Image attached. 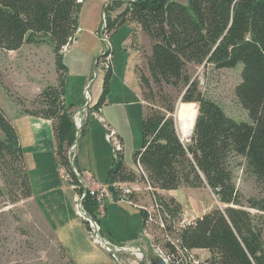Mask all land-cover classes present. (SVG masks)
Listing matches in <instances>:
<instances>
[{
	"label": "trees",
	"instance_id": "obj_1",
	"mask_svg": "<svg viewBox=\"0 0 264 264\" xmlns=\"http://www.w3.org/2000/svg\"><path fill=\"white\" fill-rule=\"evenodd\" d=\"M83 1L0 0V48L16 50L25 42L46 38L54 43L57 80L40 91L39 108L24 111L52 120L56 161L69 173L76 191L84 188H79L69 158L77 125L71 111L73 103L66 99L69 66L63 49L77 38ZM125 1L126 6L116 16H106V27L112 36L122 24L136 22L150 39L148 73L140 70V85L142 99L151 103L145 104L142 144L133 154L136 165L140 163L146 175L138 167L135 170L126 164L122 148L113 155L106 183L116 192L115 183L143 181L147 176L165 220L161 229L177 236L178 241L162 244L170 264H264L263 230L254 222L252 212L243 207L233 168L236 158L244 157L258 182L264 184V0ZM121 3L122 0H112L106 6L107 12L110 6ZM112 51L107 48L96 65ZM239 62L241 78L235 93L250 120L230 116L222 104L200 89L199 81L188 69L192 63L233 67ZM112 73L110 61L94 111L100 112L106 101ZM170 88L177 90L183 101L178 107V118L189 117L194 125L188 143L178 131L175 119L178 95ZM0 129V170L11 201L29 198L34 191L24 149L15 124L1 106ZM75 165L82 173L76 161ZM182 185H208L225 205L212 207L190 223L177 225L175 222L183 217L182 203L175 196L164 197L161 191ZM248 201L251 207L264 211V198L251 197ZM83 205L100 223L95 198L87 193ZM140 211L147 227L148 211L144 208ZM83 222L91 231V223L86 219ZM53 230L49 234L58 240ZM27 242L33 245L31 240ZM58 242L63 257L67 258L65 264H80ZM197 248H207L209 255L204 260L198 258L193 254Z\"/></svg>",
	"mask_w": 264,
	"mask_h": 264
},
{
	"label": "rangeland",
	"instance_id": "obj_2",
	"mask_svg": "<svg viewBox=\"0 0 264 264\" xmlns=\"http://www.w3.org/2000/svg\"><path fill=\"white\" fill-rule=\"evenodd\" d=\"M109 1L84 0L82 2L77 38L63 49L64 60L69 66L66 98L68 102L73 103L74 109L71 111L76 121L78 111L82 110L88 102L85 95L86 88L82 83L93 81L87 92L90 97L89 106L80 115L84 129H81L79 141L73 149V153L77 165H80L82 161L88 163L101 182H104L107 169L112 163L115 140L118 138L123 141L126 164L137 169L133 154L142 144L144 114L140 70L148 73L147 56L151 53L150 39L137 23L133 28L132 24L124 23L111 36V31L107 30V24L105 26L104 22L105 20L107 22L106 16L115 15V11L122 10L127 1L122 0L120 5L110 6V10L107 12L106 5ZM132 32L134 33L132 34ZM106 48H111L113 51L101 61L100 65H96L98 57L103 51H106ZM54 59V43L47 38L42 41L25 42L16 50L0 48V106L15 124L25 149L29 147L35 150L36 146L22 111L26 108H39L41 105L38 100L40 92L36 95L34 92L37 91L38 86L41 85V89H43L47 84L57 80L58 73ZM110 61L113 73L110 78L109 91L98 114L92 108L99 101L104 86L105 69L110 65ZM188 69L193 78L199 81L200 89L222 104L230 116L238 120H250L247 109L239 102L235 93L236 84L241 78V62L233 67H216L210 63H192ZM170 91L176 96L178 95L177 90L170 88ZM181 102H183L181 95H178L177 109ZM149 103H151L149 100H145L146 106ZM194 103L198 106L196 102ZM177 112L178 110L175 112V119L178 131L183 141L188 143L191 141L192 132L185 134L181 128V120L188 119L191 123L192 120L189 117L179 119ZM100 114L104 115L111 123L108 130L107 126L104 127L101 122H98L97 118H101ZM92 125L90 133L89 126ZM111 129L116 132L118 138L114 136L111 139L107 138ZM107 131L109 132L107 133ZM88 133L89 137H87ZM0 134H2L1 129ZM47 146L46 151L40 154L44 160L38 157L39 163L36 167H31L32 161L27 159V161L29 160L27 169L34 191L33 196L22 198L16 202L11 201L0 170V264H65L67 262V258L63 257L59 247L58 240L60 238L54 230L58 240L49 234L52 228L45 215L53 226L65 222V220H74L77 236L73 243L70 241H67L68 243L64 241V243L67 251L77 263L115 264L117 261L119 263L125 261L138 264L134 253L117 250L112 244L98 242L92 233H89L90 229L86 228L83 222L84 218L77 207V197H80L82 191H76L67 170L62 171L57 166L52 145L47 144ZM233 168L234 179L241 193L243 207L252 212L254 222L263 230L264 238V211L251 207L248 201L251 197L264 198V184L258 182L255 173L247 166L244 157H237L233 162ZM81 176L82 182L76 175L79 180V188L81 186L84 188L83 184L92 186L90 179H85L83 174ZM139 182H143V188L140 192H136L135 199L153 213V200L150 192L146 189L144 180L136 181V183ZM63 184L73 185L76 192L75 205L71 194L73 190H65ZM141 192H146L148 197L138 194ZM161 193L167 198L170 195L169 192H163V190ZM173 194L181 199L182 206L187 207L186 209L183 206L182 213L186 218L185 222L177 221L175 222L177 225L193 221L196 213L201 215L210 207H224L225 205L219 201L215 191L208 185L198 187L182 185L174 189ZM105 202V211L101 215L99 214L100 223L98 220L96 221L99 225L98 231L108 241L122 246H139L152 263L170 264L156 246H160L163 252H167L162 244L168 240L178 241L174 232L164 233L161 227L151 220L145 227L140 208L125 199L118 200L114 194L112 197H107ZM76 220H79L81 225L78 226L75 223ZM91 226L93 231V225L91 224ZM97 234L103 238L102 235ZM28 239L33 242V245H29ZM203 251L205 254L209 252L207 248ZM193 254H197L198 258L202 260L206 258L203 252L199 253L193 250Z\"/></svg>",
	"mask_w": 264,
	"mask_h": 264
},
{
	"label": "crops",
	"instance_id": "obj_3",
	"mask_svg": "<svg viewBox=\"0 0 264 264\" xmlns=\"http://www.w3.org/2000/svg\"><path fill=\"white\" fill-rule=\"evenodd\" d=\"M112 0H110L109 2H111ZM108 2V3H109ZM121 11V10H120ZM119 10L115 11V15L112 14V17L116 16V14L118 12H120ZM129 24H132V28L136 25V22H133V23H129ZM138 24V23H137ZM140 26V25H139ZM141 28V26H140ZM142 30V29H141ZM134 32H132L133 34ZM82 85H84V87L86 88V86L88 85V82H84L82 83ZM41 85L38 86V89L36 92H34L36 94H38L42 89H41ZM67 99V98H66ZM141 100L143 102V105H144V110H145V101L142 99V95H141ZM72 109H74L72 107ZM22 114H23V118L28 122V130L30 131V133L32 134L33 136V141H35V150H33L32 148H23L24 149V156H25V161H26V165L29 163V160L32 161V166L31 167H36L39 163L38 161V157L39 159H41L43 156L40 155L42 152L46 151L47 149V144L49 145H52V148L54 150V153H55V159H56V140H55V137H54V133H53V123H52V120L51 119H48V118H43V117H40V116H35V115H32L30 113H27L25 111H22ZM99 114V112H98ZM100 119L97 118L98 122L105 127L107 126V130L109 128V125H111L110 122L107 121V119L105 118L104 115H101L100 114ZM108 124V125H107ZM101 125V126H102ZM93 128V125L92 126H89V132L91 133V130ZM108 133V131H107ZM53 134V135H52ZM107 135V134H106ZM89 137V133H88V136ZM86 137V138H87ZM54 138V139H53ZM47 140H48V143H47ZM77 157V160H78V155L76 156ZM27 159H29L27 161ZM41 160H44L43 158ZM57 163V161H56ZM57 166L60 168V170H65V168H63L61 165H59L57 163ZM80 169H82V173L83 176L85 177V179L91 181V184L92 185H96L98 182H101L99 181L98 177H96V173L94 172V170L91 168V166H89L88 163L86 162H80V165H78ZM111 166V165H110ZM109 166V167H110ZM129 166V165H128ZM131 167V166H129ZM133 168V167H131ZM134 169V168H133ZM108 170V169H107ZM137 170V169H135ZM67 172V171H66ZM67 174L69 175V173L67 172ZM64 178H65V175L63 174ZM104 182H106L104 180ZM135 182V181H134ZM143 182H139L137 184L140 185V187L143 186L142 184ZM63 188L65 187V190H70L72 189V196H73V201H74V205H75V195H76V192L74 190V187L73 185L71 184L70 186L69 185H62ZM60 187V186H59ZM143 188V187H142ZM173 191L174 189L172 190H163V192H169L170 195L169 196H175L177 199L178 197L173 194ZM140 192V191H139ZM139 195H141L142 197H148L147 193L146 192H141V193H138ZM181 203V199H178ZM38 204V203H37ZM39 205V204H38ZM184 206V205H183ZM40 209L42 210L41 206L39 205ZM184 208L187 209V207L184 206ZM183 208V209H184ZM211 208V207H210ZM209 208V209H210ZM208 209V210H209ZM206 211V209H205ZM43 214L45 215L44 211L42 210ZM204 212V211H203ZM199 214V213H198ZM197 213H196V217L199 216ZM103 217V216H102ZM45 218L48 220L50 226L54 229V231L56 232L57 236L60 238L59 240L65 245L64 241H66V243H68L67 241H70L71 243L74 242V238L77 236V233L75 231V225H74V220H65V222H62V223H59V224H56L55 226H53L49 219L47 218V216L45 215ZM195 218V217H193ZM75 223L79 226L81 225V222L79 220H76ZM66 246V245H65ZM67 248V247H66ZM205 248H197V249H194V251L196 252H203L205 254V252L203 251ZM209 255V252L208 254H205V257H207Z\"/></svg>",
	"mask_w": 264,
	"mask_h": 264
},
{
	"label": "built area",
	"instance_id": "obj_4",
	"mask_svg": "<svg viewBox=\"0 0 264 264\" xmlns=\"http://www.w3.org/2000/svg\"><path fill=\"white\" fill-rule=\"evenodd\" d=\"M107 50V48H106ZM110 55V54H109ZM108 55V56H109ZM114 134L116 135V132H114ZM123 148V144L121 142V140L119 139V145H115V152L117 150H120ZM138 170L140 173H144V175H146V172L144 171L142 165L140 163H138ZM144 183L146 184V189L149 190L150 195H151V199L153 200V213L150 211V209H148L146 206L141 205L140 203H138V201L133 197V195H136V192H139L142 190V187L139 186V184L136 183V181L134 182H118L115 183L116 185V192L113 191L109 184L106 182H98L96 185H92V186H87L86 184L84 185V190L82 191L80 197L78 196V203H77V207L78 210H83V200L84 197L87 195V193H89L91 196H93L95 198V200L97 201L98 205H99V214L101 215L104 211H105V201L107 197H112L113 194L117 197V199H125L128 202H130L131 204L140 207V208H144L148 211V221H155L157 223V225L161 228L165 227V220L163 218V216L161 215V212L159 211V202L157 200L155 191L152 187V185L150 184V182L147 179V176H145L144 178ZM86 211V210H84ZM155 217V218H154ZM186 218L184 217L181 221L185 222ZM190 222V221H188ZM93 223V222H92ZM97 229H99V225L98 223H93V231H89V233H97ZM158 251L164 255V257L166 259H169V255L167 254V252H163V250L160 248V246H156Z\"/></svg>",
	"mask_w": 264,
	"mask_h": 264
},
{
	"label": "water",
	"instance_id": "obj_5",
	"mask_svg": "<svg viewBox=\"0 0 264 264\" xmlns=\"http://www.w3.org/2000/svg\"><path fill=\"white\" fill-rule=\"evenodd\" d=\"M107 6V5H106ZM105 22V26H106V21ZM104 31V30H103ZM104 52V51H103ZM98 60V59H97ZM96 69V68H95ZM93 84V81H91L90 83H88L87 87H86V90H85V95H86V98H88V102L86 103V105L84 106V108L80 111H78V114L81 115L83 114L82 111H84L88 106H89V99L90 97L87 95V92H88V88L89 86H91ZM197 109H198V106H197ZM198 114V113H197ZM197 117V115H196ZM76 121V120H75ZM195 124V123H194ZM76 125H77V132H76V137H75V140H74V143L72 144L71 148H70V152H69V158H70V161H71V164H72V167H73V170L74 172L76 173V175L78 176L79 180L82 182L83 181V178L81 176V173L79 172L78 168L76 167L75 165V154L73 153V149L75 148V146L77 145L78 141H79V137H80V133H81V129H82V125L83 124H78L77 121H76ZM181 139L183 140L182 136H181ZM82 212V216L84 219L88 220V221H91L93 223H96V220L90 215L88 214L86 211L84 210H81ZM97 233H99L100 235H102L98 229H97ZM103 236V235H102ZM103 238H105V242L104 244H112L116 247L117 250H122V251H127V252H131V253H134L136 255V258L139 260V263L140 264H145L148 262L150 264H154L152 263L150 260H148V256L147 254L144 252V250L139 247V246H134V245H130V246H122V245H118V244H113L111 243L110 241H107L106 240V237L103 236ZM164 260V259H163ZM165 261V260H164ZM123 264H133V263H127V262H122ZM165 264V263H164Z\"/></svg>",
	"mask_w": 264,
	"mask_h": 264
},
{
	"label": "bare ground",
	"instance_id": "obj_6",
	"mask_svg": "<svg viewBox=\"0 0 264 264\" xmlns=\"http://www.w3.org/2000/svg\"><path fill=\"white\" fill-rule=\"evenodd\" d=\"M178 110V109H177ZM77 122H78V124L80 125V124H82V116H80L79 114H78V117H77ZM193 127H194V125H193V123H191V121L190 120H188V119H183V120H181V128L183 129V131L185 132V134H189L190 132H193ZM110 131V130H109ZM108 131V132H109ZM113 136L114 137H116V138H118L115 134H114V130H112L111 129V132L107 135V138H113ZM115 138V139H116ZM119 139V138H118ZM118 139H116L115 140V145H119V140ZM114 140V139H113ZM79 212H80V214H82L81 212V210H79ZM184 218V214H183V217H182V219ZM92 225H93V223L91 222V221H89ZM97 222V221H96ZM191 222V221H190ZM190 222H187V223H190ZM98 223V222H97ZM99 230V229H98ZM91 231H92V229H91ZM92 236L95 238V240L96 241H98V242H102V243H104L105 242V238H102V237H100V236H98V234L97 233H92ZM107 240V239H106ZM108 241V240H107ZM138 264H140L139 263V260H138V262H137ZM145 264H147V263H145ZM148 264H150L149 262H148Z\"/></svg>",
	"mask_w": 264,
	"mask_h": 264
},
{
	"label": "clouds",
	"instance_id": "obj_7",
	"mask_svg": "<svg viewBox=\"0 0 264 264\" xmlns=\"http://www.w3.org/2000/svg\"><path fill=\"white\" fill-rule=\"evenodd\" d=\"M104 17H105V15H104ZM106 21V20H105Z\"/></svg>",
	"mask_w": 264,
	"mask_h": 264
}]
</instances>
